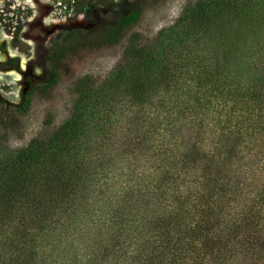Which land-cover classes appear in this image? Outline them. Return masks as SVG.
<instances>
[{
  "label": "trees",
  "instance_id": "trees-1",
  "mask_svg": "<svg viewBox=\"0 0 264 264\" xmlns=\"http://www.w3.org/2000/svg\"><path fill=\"white\" fill-rule=\"evenodd\" d=\"M157 1L63 33L46 80L0 109L18 128L66 58L121 48L56 128L0 145V264H264V0H194L141 42Z\"/></svg>",
  "mask_w": 264,
  "mask_h": 264
},
{
  "label": "rangeland",
  "instance_id": "rangeland-1",
  "mask_svg": "<svg viewBox=\"0 0 264 264\" xmlns=\"http://www.w3.org/2000/svg\"><path fill=\"white\" fill-rule=\"evenodd\" d=\"M26 1H29L27 5L24 4ZM132 1L0 0V33L5 36L0 40V55L6 59L0 64V79H3L0 80V109L17 105L21 95L31 85L46 80L48 51L59 42L63 33L75 30L94 33L112 24L116 15L129 8ZM193 1L152 2L143 10L131 32H136L141 42H149L161 28L176 19L186 4ZM14 5L17 7L13 8ZM23 36L33 43V47L22 41ZM7 49L27 59L24 70L20 69V56L15 54L6 58L3 55H8ZM120 53L121 48L114 47L82 51L66 58L60 66L56 86L32 97L28 112L17 123L18 128L6 132L0 126V145L5 149L16 150L25 146L31 138L48 134L56 128L69 114L73 81L83 75H90L97 81L103 79L118 64ZM16 76L20 79L16 80Z\"/></svg>",
  "mask_w": 264,
  "mask_h": 264
},
{
  "label": "bare ground",
  "instance_id": "bare-ground-1",
  "mask_svg": "<svg viewBox=\"0 0 264 264\" xmlns=\"http://www.w3.org/2000/svg\"><path fill=\"white\" fill-rule=\"evenodd\" d=\"M28 2L29 1H26V3H24V4H28ZM43 4V3H42ZM21 5H22V3H21ZM17 7V5H14V7L13 8H16ZM19 7V6H18ZM35 10V9H34ZM39 14H40V12H39ZM38 15V14H37ZM48 24V23H47ZM28 25V24H27ZM33 25V24H32ZM28 30V29H27ZM26 32L27 31H25L24 32V34H26ZM23 34V35H24ZM25 36V35H24ZM23 36V42L24 43H26L28 46H30V47H33V43H30L25 37ZM5 38V36H3V35H1V33H0V40L2 39V38ZM20 37H21V33H20ZM10 51V56H15V54L16 55H18L16 52H14L13 50H9ZM18 56H20L21 58H20V60H21V63H20V69L21 70H24L25 69V67H26V64H27V59L24 57V56H22V55H18ZM5 60V58L3 57V56H1L0 55V61L2 62V61H4ZM10 75H14L15 76V74H10ZM20 78L18 77V76H16V80H19ZM0 80H3L2 78L0 79Z\"/></svg>",
  "mask_w": 264,
  "mask_h": 264
},
{
  "label": "flooded vegetation",
  "instance_id": "flooded-vegetation-1",
  "mask_svg": "<svg viewBox=\"0 0 264 264\" xmlns=\"http://www.w3.org/2000/svg\"><path fill=\"white\" fill-rule=\"evenodd\" d=\"M5 52H6V50H5ZM3 54V53H2ZM7 54L8 55H6V53L5 54H3V55H5L6 56V58H7V56H10V53H9V50L7 49ZM6 60V59H5ZM4 60V61H5ZM3 62V61H2ZM1 61H0V64L2 63ZM18 66H19V64H18ZM17 71H19V67H18V70Z\"/></svg>",
  "mask_w": 264,
  "mask_h": 264
}]
</instances>
